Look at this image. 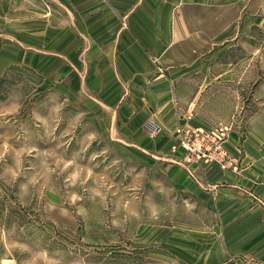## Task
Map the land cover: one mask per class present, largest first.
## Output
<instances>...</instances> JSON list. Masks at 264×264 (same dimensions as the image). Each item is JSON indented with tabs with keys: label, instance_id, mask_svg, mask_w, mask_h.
Segmentation results:
<instances>
[{
	"label": "rangeland",
	"instance_id": "374dc122",
	"mask_svg": "<svg viewBox=\"0 0 264 264\" xmlns=\"http://www.w3.org/2000/svg\"><path fill=\"white\" fill-rule=\"evenodd\" d=\"M248 3L243 0L220 56L227 65L242 63L241 70L225 71L232 81L240 76L241 104L230 124L179 130L187 163H196L183 182L170 177L172 163L159 166L154 157L123 152L95 135L70 88L52 78L44 86L40 72L24 67L0 77V264H181L171 245L186 239L200 255L225 239L237 261L260 258L264 264V243L237 248L236 240L250 233L237 238L238 232L221 229L233 218L234 200L227 214L220 213L219 198L197 172L211 164L239 171L249 141L245 129L264 137V21H255L261 13L251 15ZM160 127L151 139L163 134ZM234 131L238 155L228 147ZM195 185L209 198L202 199ZM260 196L250 199L264 218Z\"/></svg>",
	"mask_w": 264,
	"mask_h": 264
},
{
	"label": "crops",
	"instance_id": "0c3cea01",
	"mask_svg": "<svg viewBox=\"0 0 264 264\" xmlns=\"http://www.w3.org/2000/svg\"><path fill=\"white\" fill-rule=\"evenodd\" d=\"M242 2L0 0V77L24 67L40 72L44 86L52 78L59 87L70 88L95 135L105 136L123 152L154 157L159 166L172 163L170 177L183 182L196 163H187L179 130L209 131L230 124L241 104L240 76L232 81L225 71L227 66L241 70L242 63L227 65L220 56H225L227 33L240 19ZM248 6L251 15L261 13L255 21L263 23L264 0H249ZM148 120L162 126L163 134L147 136ZM250 130L244 131L249 141L243 145L239 171H224L217 164L197 170L219 198L220 213L227 214L229 200H234L233 218L221 229L238 232L237 238L250 233L249 239L236 240L237 248L264 243L259 233L264 232L263 212L250 199L264 196V137ZM232 133L228 147L238 155L240 137ZM194 189L202 199L209 198L205 188ZM189 242L171 245L180 253L176 262L263 264L260 258L237 261V254L225 248V239H215L202 255Z\"/></svg>",
	"mask_w": 264,
	"mask_h": 264
},
{
	"label": "built area",
	"instance_id": "2783aa9c",
	"mask_svg": "<svg viewBox=\"0 0 264 264\" xmlns=\"http://www.w3.org/2000/svg\"><path fill=\"white\" fill-rule=\"evenodd\" d=\"M147 132H148L150 137L156 136L159 133H161V127L157 123L151 121V122H149V126L147 127ZM197 134H203V132L198 131ZM196 146H197V144H196ZM195 149H196V147H195Z\"/></svg>",
	"mask_w": 264,
	"mask_h": 264
},
{
	"label": "bare ground",
	"instance_id": "6f19581e",
	"mask_svg": "<svg viewBox=\"0 0 264 264\" xmlns=\"http://www.w3.org/2000/svg\"><path fill=\"white\" fill-rule=\"evenodd\" d=\"M149 122H151V121H149ZM149 122H148V124H147V127L149 126ZM153 122V121H152Z\"/></svg>",
	"mask_w": 264,
	"mask_h": 264
}]
</instances>
